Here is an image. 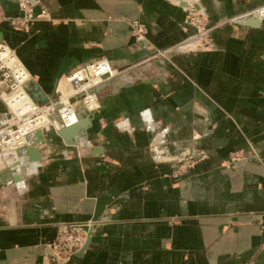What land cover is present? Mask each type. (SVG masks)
I'll return each mask as SVG.
<instances>
[{
  "label": "crops",
  "instance_id": "0c3cea01",
  "mask_svg": "<svg viewBox=\"0 0 264 264\" xmlns=\"http://www.w3.org/2000/svg\"><path fill=\"white\" fill-rule=\"evenodd\" d=\"M40 1L51 21L0 24L38 104L96 60L121 74L80 113L82 138L47 127L29 138L42 161L0 176V264H49L57 228L86 222L90 244L66 264H264V0ZM17 2L0 7L17 17ZM191 5L215 27L208 51L194 50ZM9 118L0 98V127ZM183 149L205 157L177 174Z\"/></svg>",
  "mask_w": 264,
  "mask_h": 264
},
{
  "label": "built area",
  "instance_id": "2783aa9c",
  "mask_svg": "<svg viewBox=\"0 0 264 264\" xmlns=\"http://www.w3.org/2000/svg\"><path fill=\"white\" fill-rule=\"evenodd\" d=\"M175 3L178 4V2ZM17 4L21 13L17 17L7 16L0 7V24L9 22L12 27L18 30H26L34 22L52 20L50 12L41 4L40 0H18ZM261 13L262 9H258L243 16L255 17ZM203 14V12H199L191 5L187 8L185 22L190 26L196 27V37L199 36L201 39L203 37V51H208L213 47V39L207 38L210 30ZM235 22H241V20L237 19ZM131 24L135 40L145 42L148 35L147 27L139 21H133ZM25 71L27 69L15 52L8 45L0 43V85H5L2 90L0 89V98L10 113L7 123L0 127V161L4 164L0 173L11 162L17 160L16 152L30 144L29 138L40 131L39 127L22 128L24 127L23 123L20 122L21 120L17 118L2 96H10L17 91H21L35 105L37 113H41L42 109L47 108L48 114H56L65 127H71L76 123L73 121H69L68 123L66 121L70 120L72 116L80 117L81 112L92 113L100 109L99 99L94 90L121 74V71L114 69L107 59L96 60L75 71L67 78L69 83V91L67 93L60 92L57 89L56 97L48 103L41 105L34 100L27 88V84L31 80L30 75L27 74L24 77H22V74L21 77L18 75L20 72ZM79 96L83 97L77 100ZM72 99H75L74 103L71 102ZM32 116V118H35L37 114L35 113ZM126 122L117 123V128L121 130L129 129V125ZM12 156L15 159L11 161L9 157ZM204 157L202 153L197 154L194 151H182L177 160L179 168L177 174L187 171L202 161ZM92 224L91 222H86L60 225L57 228L56 237L50 245L49 264H66L79 253L86 244L88 232L92 228Z\"/></svg>",
  "mask_w": 264,
  "mask_h": 264
},
{
  "label": "water",
  "instance_id": "95a60500",
  "mask_svg": "<svg viewBox=\"0 0 264 264\" xmlns=\"http://www.w3.org/2000/svg\"><path fill=\"white\" fill-rule=\"evenodd\" d=\"M2 42V39H0V43ZM36 90H38V88H36ZM94 92L96 93V89L94 90ZM83 96H79L77 98V100L81 99ZM72 103L75 102V99L71 100ZM52 125L55 129V131L57 132V134L63 138V140L67 143V144H73L74 139L75 138H82L83 137V130L85 129L86 125L89 122V118H80L79 122L71 127H65L62 123L59 122L58 120V116L56 114H52L49 116ZM44 131H38L36 133V135H40L43 136ZM17 155V160L18 159H24L26 161L29 162H41L42 161V156H41V152L37 149H35V145L33 144H28L26 147L18 150L16 152ZM17 163H12L9 164L8 167L2 172L0 173V176L3 174H7V173H12L13 175V181L14 182H18V180H20V177L16 176L17 172H15V167H16ZM91 237L92 235H89L88 239H87V243L84 246V248L81 250L80 253H84L91 241Z\"/></svg>",
  "mask_w": 264,
  "mask_h": 264
},
{
  "label": "bare ground",
  "instance_id": "6f19581e",
  "mask_svg": "<svg viewBox=\"0 0 264 264\" xmlns=\"http://www.w3.org/2000/svg\"><path fill=\"white\" fill-rule=\"evenodd\" d=\"M21 74L23 75L22 77H24L27 74H29V72L28 71L20 72L18 75L21 77ZM0 86H2V87H0L1 90L5 87L4 84H1ZM65 89H66L65 93H67L69 91V88H65ZM60 92H62V91H60ZM2 98L8 103L10 108L16 114L17 118L19 120H21L20 122H22L24 125V127H22V128H25V127H27V128L36 127L37 128V127H39V130L41 131V130L46 129L47 127H53L52 122L49 118L50 114H48V112H47L48 109L44 108V109H42L41 113H37V109L35 108V105L30 101V99L27 97V95L25 93H23L21 91H17L10 96L4 95V96H2ZM35 113L37 114V116L35 118H32L33 117L32 115H35ZM78 118L80 119L81 117L78 116ZM58 120L60 123H62L61 120L59 119V117H58ZM69 121H73L74 123H76L77 116H72L70 118V120H67L66 122L69 123ZM74 125H76V124H74ZM18 164L19 163L16 164V167L18 166ZM3 166H4V164L0 161V170L3 168ZM16 176H18V175H16ZM20 180H22V179L20 178ZM92 226H93V224H92ZM91 233H92V228H90V230L88 232V237H89V235H92ZM88 237H87V239H88ZM87 239H86V243H87Z\"/></svg>",
  "mask_w": 264,
  "mask_h": 264
},
{
  "label": "rangeland",
  "instance_id": "374dc122",
  "mask_svg": "<svg viewBox=\"0 0 264 264\" xmlns=\"http://www.w3.org/2000/svg\"><path fill=\"white\" fill-rule=\"evenodd\" d=\"M193 7H194V6H193ZM194 8H195V7H194ZM195 9H196V8H195ZM196 10H198L199 12L201 11V12L204 13L203 15L205 16V19H206L207 24H208V28H209V30H210V33H209V35L207 36V38H211V39H213V32L215 31V27L211 25L210 20H209V17L207 16V14H206L203 10H201V9H196ZM256 10H258V9H256ZM256 10H255V11H256ZM259 10H261V8H259ZM241 16H242V15H241ZM185 18H186V17H185ZM236 18H237V17L231 18V19H229L227 22L222 23V24L235 23ZM192 27H193L194 30H195V35L193 36L192 40H197V41H199V43L196 45V47H194V50H195V51H203V48H202L203 37H202V39H201L199 36L196 37V36H197V30H196V27H194V26H192ZM213 43H214V40H213ZM77 121H78V117H77ZM160 134H161V133H160ZM182 151H193V150H191V149H183ZM182 151H180V153H181ZM180 153L177 155V160H178V157H179ZM240 156H241V153H234V154H233V158H234L235 160L239 159ZM177 160H176V161H177ZM177 162H178V161H177ZM178 170H179V168H178V166H177V172H178ZM80 252H81V251H80ZM80 252H79V253H80ZM77 254H78V253H77ZM77 254H76V255H77Z\"/></svg>",
  "mask_w": 264,
  "mask_h": 264
}]
</instances>
